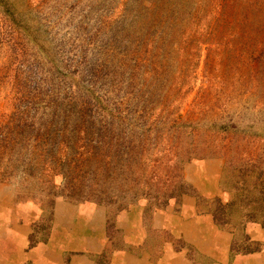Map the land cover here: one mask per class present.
I'll list each match as a JSON object with an SVG mask.
<instances>
[{"label": "rangeland", "instance_id": "1", "mask_svg": "<svg viewBox=\"0 0 264 264\" xmlns=\"http://www.w3.org/2000/svg\"><path fill=\"white\" fill-rule=\"evenodd\" d=\"M0 185L41 238L58 200L111 230L184 194L264 228V0H0Z\"/></svg>", "mask_w": 264, "mask_h": 264}, {"label": "crops", "instance_id": "2", "mask_svg": "<svg viewBox=\"0 0 264 264\" xmlns=\"http://www.w3.org/2000/svg\"><path fill=\"white\" fill-rule=\"evenodd\" d=\"M204 188L206 198L222 193L218 183ZM38 220V209L14 205L0 185V264H264L262 225L220 224L211 207L189 194L149 216L121 213L111 230L108 208L100 204L58 200L42 238ZM255 242L261 247L248 248Z\"/></svg>", "mask_w": 264, "mask_h": 264}, {"label": "trees", "instance_id": "3", "mask_svg": "<svg viewBox=\"0 0 264 264\" xmlns=\"http://www.w3.org/2000/svg\"><path fill=\"white\" fill-rule=\"evenodd\" d=\"M251 3V9L253 10V9H255L256 8V6H257V3H255V2H250ZM177 191H172V192H170L169 193V195H170V197L171 196H176V195H179V194H181L182 192H184L185 190H183V188H184V181H181L178 185H177ZM32 243H34V241H32ZM257 249V248H256Z\"/></svg>", "mask_w": 264, "mask_h": 264}]
</instances>
